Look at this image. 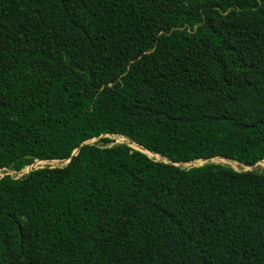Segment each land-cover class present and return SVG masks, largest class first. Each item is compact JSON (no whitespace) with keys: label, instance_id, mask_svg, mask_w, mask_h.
<instances>
[{"label":"trees","instance_id":"obj_1","mask_svg":"<svg viewBox=\"0 0 264 264\" xmlns=\"http://www.w3.org/2000/svg\"><path fill=\"white\" fill-rule=\"evenodd\" d=\"M70 158L0 178V264H264V170L176 165L264 160V0H0V171Z\"/></svg>","mask_w":264,"mask_h":264},{"label":"rangeland","instance_id":"obj_2","mask_svg":"<svg viewBox=\"0 0 264 264\" xmlns=\"http://www.w3.org/2000/svg\"><path fill=\"white\" fill-rule=\"evenodd\" d=\"M109 137L113 138L115 140V144H121V143H126L127 142V139H125L124 137H115V136H109ZM150 156H151V158L163 160L160 156H157V155L151 154ZM210 162L211 163H217V164H223V165L231 164L236 171H243V170L249 169V167H246L244 165H240L239 163L234 162V161L230 162V161H228L226 159H223V158H214ZM210 162L200 160V161L193 162V164L192 163L191 164H183V165H180V166L183 167V168L199 167V166H203L205 164H208ZM45 166L59 167V166H61V163H58V164H49L48 162H42V163H38V164L35 163L31 167H27L26 169H24V171L25 172H29V171L34 170L36 168H41V167H45ZM30 168H31V170H30ZM254 170L263 171L264 170V162L259 164ZM6 175H12V176L21 177L20 174H16V173H14V172H12L10 170H4V171L0 172V178L3 177V176H6Z\"/></svg>","mask_w":264,"mask_h":264},{"label":"water","instance_id":"obj_3","mask_svg":"<svg viewBox=\"0 0 264 264\" xmlns=\"http://www.w3.org/2000/svg\"><path fill=\"white\" fill-rule=\"evenodd\" d=\"M115 137H119V136H115ZM126 139V138H125ZM97 140H99L98 138L97 139H93L91 142H90V144H93V143H95V142H97ZM88 142H85L84 144H87ZM121 144H125V143H121ZM126 144H128L129 146H131V147H133L134 149H136V150H139V151H141V152H143V153H145V154H147L150 158H151V156L148 154V153H151V154H153V155H157V154H154V153H152V152H150V151H148V150H144L143 149V147L142 146H140V145H138V144H136V143H134V142H132V141H129V140H127V142H126ZM136 146V147H135ZM78 151H79V149H77V150H75L74 151V153H73V155L72 156H76L77 154H78ZM148 152V153H147ZM159 156V155H158ZM156 161H163V162H166V160H159V159H155ZM213 160V159H212ZM212 160H203V161H207V162H210V161H212ZM226 160H228V161H230L231 162V160H229V159H226ZM70 161H71V158L70 159H67V160H63V161H58V160H54V161H39V160H37L35 163H42V162H48L49 164H58V163H61V166L60 167H65V166H67L69 163H70ZM264 162V160L263 161H261V162H259V163H257V164H255V165H253V166H251V167H249V169H247V170H243V172H246V171H253L259 164H261V163H263ZM34 163V164H35ZM33 164V165H34ZM188 164H191V163H188ZM176 165H181V164H176ZM183 165V164H182ZM227 165V164H226ZM32 166V165H31ZM31 166H28V167H31ZM227 166H230L231 168H233V166L231 165V164H228ZM51 167H53V166H51ZM55 167V166H54ZM41 168H43V167H41ZM26 169V168H25ZM36 169H39V168H36ZM234 169V168H233ZM30 170H31V168H30ZM235 170V169H234ZM3 171V170H2ZM10 171H12V170H10ZM31 171H33V170H31ZM31 171H29V172H25L24 170H22V171H19V172H17V171H12V172H14V173H16V174H20L21 175V177L22 176H24V175H27V174H29ZM1 172V171H0ZM4 177V176H3ZM2 178V177H1ZM17 178H19V177H17Z\"/></svg>","mask_w":264,"mask_h":264},{"label":"bare ground","instance_id":"obj_4","mask_svg":"<svg viewBox=\"0 0 264 264\" xmlns=\"http://www.w3.org/2000/svg\"><path fill=\"white\" fill-rule=\"evenodd\" d=\"M136 147V146H135ZM148 153V152H147ZM149 155H151V153H148ZM158 156V155H157ZM220 161V160H219ZM38 164V163H37ZM193 164V163H192ZM40 165V164H39Z\"/></svg>","mask_w":264,"mask_h":264}]
</instances>
